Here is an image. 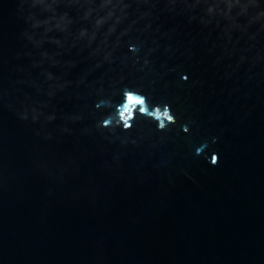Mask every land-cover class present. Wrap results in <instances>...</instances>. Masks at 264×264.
Returning a JSON list of instances; mask_svg holds the SVG:
<instances>
[{
  "label": "water",
  "instance_id": "1",
  "mask_svg": "<svg viewBox=\"0 0 264 264\" xmlns=\"http://www.w3.org/2000/svg\"><path fill=\"white\" fill-rule=\"evenodd\" d=\"M0 264H264V0H0Z\"/></svg>",
  "mask_w": 264,
  "mask_h": 264
}]
</instances>
